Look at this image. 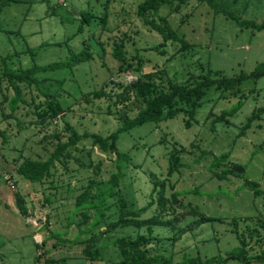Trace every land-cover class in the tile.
<instances>
[{
  "label": "rangeland",
  "instance_id": "1",
  "mask_svg": "<svg viewBox=\"0 0 264 264\" xmlns=\"http://www.w3.org/2000/svg\"><path fill=\"white\" fill-rule=\"evenodd\" d=\"M14 1L0 7V264H119L121 254L114 241L119 237L136 238L138 230L119 228L101 236L100 231L119 218L116 201L124 198L141 219L164 218L160 209L164 185L169 198L177 193L186 205L196 207L201 214L229 220L244 218L242 231L248 225L255 226V218L264 219V76L245 80L225 92L209 89L190 120V128L181 113L174 119L148 122L121 133L116 143L122 155L119 163L124 168L120 192L101 203L98 210L77 208L76 202L92 181L98 185L93 190L95 194L101 196L106 191L110 178L118 172L117 157L103 152L90 140L79 142L78 151L72 152L74 160L66 166L57 163L54 176L43 183H31L17 174V167L26 158L48 159L58 144L55 133L66 143L72 128L79 134L104 138L118 131L122 125L112 105L115 99L111 102L90 94L105 84L112 95L122 94L123 87L128 86L124 74L139 77L157 71L162 74L159 82L167 86L169 80L193 84L209 69L229 77L253 72L264 62V31L253 32L238 25L236 19L262 23L264 0H190L179 13H172L169 5L163 6L151 18H166L170 28L194 46L185 51H179L182 45L177 42L164 43L163 37L138 17V5L144 0H66V5L59 4V0ZM85 12L92 13L95 19L79 32ZM106 14L108 21L103 31L100 19ZM122 39L126 42L127 60L134 64L128 72H120L121 62L113 56L114 42ZM84 42L93 56L90 61L73 68L41 72L36 77L41 83L34 86L57 99L64 110L63 121H53L41 132L42 125L34 123L37 112H42L36 108L39 101L28 104L42 93L34 89L13 101L15 85L3 78V71L6 67L20 72L35 65L67 62L83 50ZM159 45L163 47L155 48ZM139 63L142 69L135 72ZM128 104L129 115L134 117L138 113L136 101ZM223 113L230 115V124L215 122ZM255 113L251 127L239 136ZM176 150L181 166L169 176L170 157ZM225 154L230 157L220 159ZM236 167L244 173H235ZM228 169L233 173H228L227 178L213 177V173ZM10 174L16 178L18 192L4 180ZM246 182H256L262 194L256 196L245 186ZM17 193L26 200L28 216L19 209ZM186 205L185 209L178 208L179 217L190 213ZM190 214L175 230L197 219ZM44 216L48 225L42 220L41 227L27 223L28 217L38 221ZM174 233L172 227L155 229V234L163 238L159 244L162 252L176 262L199 256L203 261L226 257L239 246L228 224H195L176 244L171 240ZM93 235L98 237L101 255L89 260L83 253L84 242L91 241ZM40 239L44 244L37 242ZM252 247L250 254L260 252L257 244Z\"/></svg>",
  "mask_w": 264,
  "mask_h": 264
},
{
  "label": "trees",
  "instance_id": "2",
  "mask_svg": "<svg viewBox=\"0 0 264 264\" xmlns=\"http://www.w3.org/2000/svg\"><path fill=\"white\" fill-rule=\"evenodd\" d=\"M190 0H144L138 5L137 15L140 17L146 25L151 27L154 31L159 33L164 40V43L168 41H174L181 44L179 51H185L191 49L194 46L188 43L184 38H180L169 26L168 20L166 18L160 17L158 20L151 18V15L160 11V9L169 5L171 7L172 13H179L183 6H185ZM206 1V0H198ZM209 0L208 2H211ZM13 0H0V7L9 5ZM14 2H19L18 0ZM189 17V16H188ZM187 17V18H188ZM95 16L92 13L85 12L81 15V25L79 32H83L85 26H90L94 22ZM101 25L106 30V25L108 21V15H104L100 19ZM186 20L184 19L182 23ZM238 25L243 27L251 28L252 31L262 32L264 31V21L262 23H255L252 21H243L236 19ZM0 30V34H1ZM100 44V43H99ZM164 45V44H163ZM163 45L156 46L155 48L163 47ZM100 46L104 49L103 44ZM114 52L113 56L121 62L120 72H125L133 69L134 64L128 62L127 52H126V42L124 39L114 42ZM104 52V51H102ZM104 54V53H103ZM164 55V53H161ZM1 56V54H0ZM93 58L90 52L89 45L84 42L83 50L78 54H73V56L63 63H54L44 67L35 65L34 67L22 70L20 72H14L13 70L6 67L5 72L3 71V78L8 79L11 85H15L13 90L15 93V101L21 98L22 95L29 93L40 92L39 89L34 85H40V81L36 79L37 75L41 72H48L51 70H56L65 67H75L78 64L90 61ZM5 61V59H3ZM6 66V62H4ZM1 67V64H0ZM140 63L135 66V72L141 71ZM162 74L157 71H152L146 74H140L137 77V81L129 83L128 86L123 87V93L118 95H112V92H107L108 85L105 86L100 91H94L90 94L95 98L106 97L109 101L115 102L112 104L116 107L115 115L119 116L120 123L122 127L118 131L112 133L108 137H102L98 134L83 133L79 134L74 128L70 129L67 122L66 125L72 131L69 139L66 143L60 140V135L55 133V137L58 140L57 147L55 151L48 157L47 160L42 161L38 159L26 158L18 167L17 174L19 178L27 180L31 183H43L46 180L51 179L54 176L57 163L66 166L70 160H74L73 151H78L77 146L79 142L90 140L94 146H98L103 152H108L116 155L117 160V173H114L110 178V183L106 191L101 195H97L93 190L98 186L96 181H92L88 187L83 191V193L78 197L76 202L77 208L83 206L92 207L98 210V206L107 202L108 199L114 198L116 192H120L119 186L120 181L123 178V167L120 165L119 161L122 159V155L117 150V140L119 135L123 132H128L137 126L144 125L148 122H162L169 119H174L181 113L186 116V127L190 128L191 122L194 118L197 108L200 106V102L205 97L206 93L211 88H216L222 91H228L230 89H236L240 84L248 79H260L264 76V62L259 64L253 72L250 74L241 73L240 75L229 77L221 71H213L209 69L208 73L197 80L193 84H180L168 81L167 86H163L159 82L161 81ZM114 81V79H112ZM18 83L24 84L22 86L17 85ZM115 84V83H113ZM120 86V84H115ZM121 87V86H120ZM35 89V90H34ZM42 93V92H40ZM42 95L45 97L43 98ZM37 94L33 97L31 103L28 105H34L36 101H39V107L37 110L42 109L41 113L37 112L38 119L34 121L35 124H41V132L49 128L53 121L59 122L63 121L64 110L60 107L57 99L45 95L42 93ZM133 100L136 101L138 106V113L131 117L129 115V104ZM109 112H111V105H109ZM111 114V113H110ZM228 113H223L221 116L215 119V122L225 121L230 124ZM257 114L255 113L252 117L248 119V122L244 126L243 130L239 134L242 136L251 127L253 120H255ZM3 138H5V133L1 132ZM45 138V136H44ZM46 139V138H45ZM5 143V141H3ZM91 155V152L88 151ZM230 154H225L220 159H228ZM171 168L169 169V176L178 172L180 164V157L178 151L176 150L171 154ZM92 163V162H91ZM91 163L90 166H91ZM228 173H233L231 169L219 174L213 173V177L220 179L227 178ZM18 190V184L14 174H12ZM245 186L254 191L255 195L258 196L262 194L258 190L259 185L256 182H246ZM10 188V187H9ZM11 189V188H10ZM16 192V191H14ZM18 192V191H17ZM17 195V202L21 213L28 216V209L26 200L19 193ZM116 207L118 208L119 218L106 227V230H101V236H105L108 232H115L119 228H129L132 227L138 230L136 238L134 237H119L114 242L117 244L120 254L121 262L119 264H253L255 262L259 264H264V219L255 218V226L248 225L245 231L241 230V222L244 220L242 217H233L232 219L214 218L201 214L196 207L186 205L183 200L180 199V195L174 193L169 198L166 194V185H164L161 198H160V209L161 213L164 215L162 217L154 216L149 219H141L140 214L137 211L131 210L128 202L122 197L116 201ZM184 205L189 206L190 213L195 215L197 219L188 224L185 228L181 230H175L177 225H180L183 220H187L191 214L189 211L182 213L179 217L176 212L178 208H184ZM109 208L112 206L109 205ZM185 209V208H184ZM87 219V217L85 218ZM229 220V221H228ZM228 224L230 232L237 239L239 246L234 250L227 253L226 257H212L203 261L202 257L197 258H184L181 262L174 261L169 255L166 256L162 252L163 250L159 247V244L163 242V238L155 234V229L158 227H164L174 230L173 244H176L183 236L188 233L189 228L193 227L195 224ZM48 225V222L46 223ZM98 224V223H97ZM189 227V228H187ZM142 230H147L148 233H142ZM186 230V231H183ZM91 241H85V248L83 249L84 256L89 260H96L100 257L101 252L98 248V237L93 235ZM44 244V241L41 243ZM253 244H257L260 248V252L256 255L250 254L254 250ZM164 243L162 244V246Z\"/></svg>",
  "mask_w": 264,
  "mask_h": 264
},
{
  "label": "built area",
  "instance_id": "3",
  "mask_svg": "<svg viewBox=\"0 0 264 264\" xmlns=\"http://www.w3.org/2000/svg\"><path fill=\"white\" fill-rule=\"evenodd\" d=\"M59 4L66 5V0H59ZM123 79L129 84V83H132L134 81H137L138 78H137V76L132 75V73H127V74H124ZM4 180L6 181L8 186L13 191H17V186H16V183H15V179H14L12 174L7 175L4 178ZM30 218H32V217H30ZM40 220H42V224H44V225L47 223V218L45 216L41 217L40 219H38V221L34 220V219H29V217H28L27 218V223L33 225L34 227H41V221ZM36 239H38V237ZM37 242H43V241L40 239Z\"/></svg>",
  "mask_w": 264,
  "mask_h": 264
},
{
  "label": "water",
  "instance_id": "4",
  "mask_svg": "<svg viewBox=\"0 0 264 264\" xmlns=\"http://www.w3.org/2000/svg\"><path fill=\"white\" fill-rule=\"evenodd\" d=\"M235 173H237V174H243L244 172H243V169L241 167H236L235 168Z\"/></svg>",
  "mask_w": 264,
  "mask_h": 264
},
{
  "label": "crops",
  "instance_id": "5",
  "mask_svg": "<svg viewBox=\"0 0 264 264\" xmlns=\"http://www.w3.org/2000/svg\"><path fill=\"white\" fill-rule=\"evenodd\" d=\"M29 215H30V213H29ZM31 216V215H30Z\"/></svg>",
  "mask_w": 264,
  "mask_h": 264
}]
</instances>
